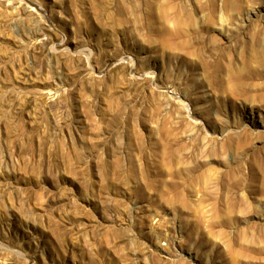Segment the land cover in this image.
<instances>
[{"label":"rangeland","instance_id":"1","mask_svg":"<svg viewBox=\"0 0 264 264\" xmlns=\"http://www.w3.org/2000/svg\"><path fill=\"white\" fill-rule=\"evenodd\" d=\"M0 264H264V0H0Z\"/></svg>","mask_w":264,"mask_h":264},{"label":"bare ground","instance_id":"2","mask_svg":"<svg viewBox=\"0 0 264 264\" xmlns=\"http://www.w3.org/2000/svg\"><path fill=\"white\" fill-rule=\"evenodd\" d=\"M220 21H221L220 32H224L227 30V25H228L226 18L223 15H221ZM154 84H156V83H154ZM157 84L160 85V87L163 88L164 90H167V88H169V84L164 82V81L160 80L159 82H157ZM174 93L180 94V93H178V91L176 89H173L171 94H174ZM168 94H169V89L166 91V93H163V96L166 99L167 103L169 104V102H170L169 100H171L173 97H172V95H168ZM184 96L186 97V95H184ZM54 102H53L54 104H51V107L61 109V107L63 106L62 98L61 99L59 98L58 100L56 99V101H54Z\"/></svg>","mask_w":264,"mask_h":264}]
</instances>
